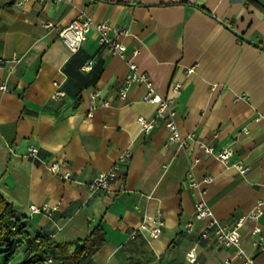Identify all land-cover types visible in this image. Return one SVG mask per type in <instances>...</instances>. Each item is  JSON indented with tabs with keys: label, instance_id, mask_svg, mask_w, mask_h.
Masks as SVG:
<instances>
[{
	"label": "crops",
	"instance_id": "0c3cea01",
	"mask_svg": "<svg viewBox=\"0 0 264 264\" xmlns=\"http://www.w3.org/2000/svg\"><path fill=\"white\" fill-rule=\"evenodd\" d=\"M82 11L93 22L127 30L119 36L124 57L101 45L93 26L75 51L59 39L58 30ZM46 22L53 25L45 28ZM0 59V83L7 86L0 89V193L31 239L84 238L101 224L105 243L86 264H129L134 231L155 258L144 264H192V247L196 264H225L232 257L233 248L212 236L199 238L202 221L183 231L200 195L186 177L189 162L199 158L193 175L213 178L203 197L225 224L264 201V0H0ZM129 62L163 96L173 83L181 84L175 121L182 136H191L186 146L168 142L162 123L141 131L137 116H152L156 106L142 99L141 83L120 97ZM56 85L64 95L54 100ZM93 88L106 104L87 116ZM199 141L216 148L232 144L231 160L246 169L238 172L205 154ZM29 147L38 149L35 157L27 155ZM126 148L131 155L119 163L118 176L106 190L90 193L86 183L110 169ZM52 162L71 179L53 174L47 167ZM30 204L57 208L37 213ZM152 219L162 223L157 237L149 234L156 226ZM255 225L261 230L253 235ZM255 241L264 244V204L258 220L240 227V245L264 264V248L257 250ZM25 249L21 244L8 264Z\"/></svg>",
	"mask_w": 264,
	"mask_h": 264
},
{
	"label": "built area",
	"instance_id": "2783aa9c",
	"mask_svg": "<svg viewBox=\"0 0 264 264\" xmlns=\"http://www.w3.org/2000/svg\"><path fill=\"white\" fill-rule=\"evenodd\" d=\"M2 2H8L15 5L25 4L29 1L36 3H55L61 0H1ZM71 23L66 26L61 27L58 30L59 39L71 50L75 51L79 48L83 41L88 37V33L91 30L92 26L95 28L98 34V42L105 46V48L113 53L117 54L120 57L125 56V45L120 40L119 36L122 34H127V30L123 28H117L112 26L108 21L93 22L91 15L82 11ZM53 24L51 22H46L43 24V27L49 28ZM5 63V60L0 59V67ZM129 72L125 78L124 84L119 92L120 97L125 98L128 89L135 83H141L145 86V93H143L142 99L144 101L155 104V113L150 117H145L143 115L137 116L136 120L140 125L141 131L148 133L152 130L157 124L162 123L168 130V142L177 143L181 147L188 144V139L191 136H182L180 133L177 123L175 121L176 115V94L181 87V84L175 82L170 87L169 94L161 95L155 88L153 82L150 80L148 75L145 72L138 70L134 62H129L128 64ZM87 68H90L88 66ZM191 71V69L189 70ZM7 86L4 82L0 83V89H6ZM64 95V91L60 89L58 85L55 86L50 97L51 99L56 100L58 97ZM101 91L97 88H93L89 92V105L87 116H91L93 110L97 104L102 103L106 104V100L101 96ZM218 137L217 133H213L211 138L216 140ZM199 145L202 148L205 154L214 156L221 161L226 166L235 167L238 172H243L246 167L243 166L239 161H232L231 157L233 155V146L232 144H225L219 148L214 147L215 145L212 141L203 142L199 141ZM38 152L36 147L28 148V156L35 157ZM131 155L129 148L124 149L117 162L112 165L108 170L101 171L95 176L92 180L86 183L87 190L90 193L100 192L106 190L110 183L118 176L117 169L119 163H125ZM199 161V158H194L189 162V172L186 177L187 185L190 187L196 188L200 195L195 203V212L194 219L187 221L183 226L184 232H191L194 229L195 221L200 220L203 222V225L199 231V238L205 239L212 236L219 245L223 247L233 248V255L231 258H240L241 264H258L255 261V258L252 257L241 245H240V227L246 221L255 222L259 219L263 213V204L264 201L258 200L254 207L245 214H242L241 217H238L233 223L225 224L219 221L217 218L213 217L214 214L210 206L206 203L203 194L205 192V184H208L212 181V177L209 175L204 176L201 179H196L193 175L192 168L193 165ZM48 169L55 175L71 179V173L69 171L61 172L60 165L57 162H52L48 164ZM57 206L49 207L47 204H42L36 206L35 204H30L29 209L32 212H50L53 209H56ZM156 226L150 230L151 237H157L162 224L160 221L152 219ZM261 229L258 225H255L252 228L251 233L256 235ZM136 234V231L129 234V238L133 239ZM38 241V239H36ZM257 250H262L264 244L259 241L254 242ZM231 258L225 259V264H228ZM187 260L196 264V253L195 248L192 247L187 251ZM34 264H54V258L51 254L47 253L43 255L40 259L34 261Z\"/></svg>",
	"mask_w": 264,
	"mask_h": 264
},
{
	"label": "trees",
	"instance_id": "16d2710c",
	"mask_svg": "<svg viewBox=\"0 0 264 264\" xmlns=\"http://www.w3.org/2000/svg\"><path fill=\"white\" fill-rule=\"evenodd\" d=\"M25 228V222L0 193V264H8L21 244L26 246L25 252L23 257L14 264H34V261L43 257L48 249L57 250L56 254L47 252L53 256L54 264H86L105 243V231L101 224L96 225L84 238H75L65 242H46L39 236L31 239ZM145 247H147L146 240L141 234L136 233L129 243V264H144L155 259Z\"/></svg>",
	"mask_w": 264,
	"mask_h": 264
},
{
	"label": "rangeland",
	"instance_id": "374dc122",
	"mask_svg": "<svg viewBox=\"0 0 264 264\" xmlns=\"http://www.w3.org/2000/svg\"><path fill=\"white\" fill-rule=\"evenodd\" d=\"M13 262V261H12Z\"/></svg>",
	"mask_w": 264,
	"mask_h": 264
}]
</instances>
